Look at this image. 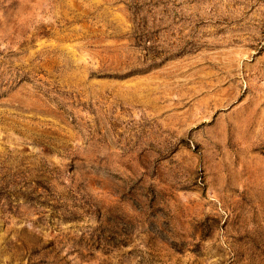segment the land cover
<instances>
[{
    "label": "rangeland",
    "instance_id": "374dc122",
    "mask_svg": "<svg viewBox=\"0 0 264 264\" xmlns=\"http://www.w3.org/2000/svg\"><path fill=\"white\" fill-rule=\"evenodd\" d=\"M0 264H264V0H0Z\"/></svg>",
    "mask_w": 264,
    "mask_h": 264
}]
</instances>
